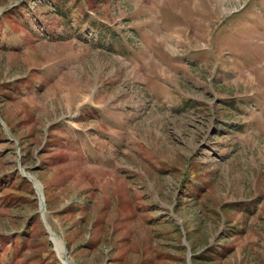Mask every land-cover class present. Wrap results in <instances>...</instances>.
I'll return each instance as SVG.
<instances>
[{
  "label": "rangeland",
  "instance_id": "1",
  "mask_svg": "<svg viewBox=\"0 0 264 264\" xmlns=\"http://www.w3.org/2000/svg\"><path fill=\"white\" fill-rule=\"evenodd\" d=\"M65 262L264 264V0H0V264Z\"/></svg>",
  "mask_w": 264,
  "mask_h": 264
},
{
  "label": "bare ground",
  "instance_id": "2",
  "mask_svg": "<svg viewBox=\"0 0 264 264\" xmlns=\"http://www.w3.org/2000/svg\"><path fill=\"white\" fill-rule=\"evenodd\" d=\"M34 183H35V182H34ZM37 185H38V184H37ZM53 239H54V242H55V244H56V246H57V241H56V238H55L54 236H53ZM53 239H52V240H53ZM65 264H68V263L65 262Z\"/></svg>",
  "mask_w": 264,
  "mask_h": 264
}]
</instances>
